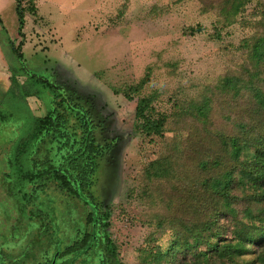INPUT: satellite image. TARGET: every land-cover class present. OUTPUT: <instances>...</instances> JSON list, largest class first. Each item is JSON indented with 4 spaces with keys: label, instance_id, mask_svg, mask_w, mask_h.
<instances>
[{
    "label": "rangeland",
    "instance_id": "rangeland-1",
    "mask_svg": "<svg viewBox=\"0 0 264 264\" xmlns=\"http://www.w3.org/2000/svg\"><path fill=\"white\" fill-rule=\"evenodd\" d=\"M18 3L0 0V264H46L87 227L82 200L51 183L35 194L26 184L30 204L10 193L17 192V169L9 161L21 155L22 169L30 165L23 151L35 118L47 111L35 93L45 78L80 97L102 139L114 142L91 193L111 207L106 231L118 260L137 264L174 237L167 225L156 233L153 220L163 211L158 183L167 191L178 174L180 191L200 188L197 166L225 159L230 136L250 156L251 133L242 134L241 123L254 119L256 135H264V0H21L22 27ZM228 79L236 83L230 91ZM140 99L161 133L140 127ZM45 154L55 158L53 151L37 156ZM166 164L170 175L151 172L155 165L164 172ZM12 230L27 236L23 246L12 242Z\"/></svg>",
    "mask_w": 264,
    "mask_h": 264
},
{
    "label": "trees",
    "instance_id": "trees-1",
    "mask_svg": "<svg viewBox=\"0 0 264 264\" xmlns=\"http://www.w3.org/2000/svg\"><path fill=\"white\" fill-rule=\"evenodd\" d=\"M18 1L22 27L23 8H20L21 0ZM12 50L24 63L20 47L13 44ZM146 80L142 79L141 83ZM235 84L228 79L224 88L230 91L236 88ZM42 86L35 93L46 104L47 111L35 118V131L30 134L32 142L23 151L30 165L22 169L20 154L14 162L9 161L17 169V185L14 181L17 192L10 193L20 197L22 204H30L36 189L51 183L67 195L81 199L82 204L79 205L86 209L87 227L82 236L62 252L76 249L78 258L88 259L89 255V262L122 264L118 260L117 246L106 231L110 225L111 207L91 193L96 174L114 148V142L102 139L93 111L83 104L80 97L68 95L48 80L42 81ZM147 105L145 99L137 103V116L142 118L140 127L148 134L161 133V122L150 119L146 113ZM206 110L199 108L198 114L205 115ZM252 122L254 119L248 124H240L242 134L251 133L247 140L253 148L250 156L240 145L239 138L230 136L225 142V159L219 158L221 161L216 162L207 158L197 166L203 175L200 188L189 185L190 189L180 191L178 174L168 181L170 187L167 191L162 183H158L163 211L153 220L156 233H162L167 225L174 237L168 246L157 245L155 251L143 256L146 261L141 260L137 264H264V135H256ZM50 144L54 146L45 149ZM42 151H53L55 158L47 154L43 158L38 157V152ZM166 165L164 172L157 165L151 172L156 177L166 171L170 175V166ZM26 184L33 187L34 194L23 191ZM200 189L206 194L197 197L198 193L191 191ZM42 231L39 227L36 238ZM13 235L15 231L12 230ZM21 239L19 242H23ZM249 254L255 256L251 260L246 259ZM46 264H50V259Z\"/></svg>",
    "mask_w": 264,
    "mask_h": 264
},
{
    "label": "flooded vegetation",
    "instance_id": "flooded-vegetation-1",
    "mask_svg": "<svg viewBox=\"0 0 264 264\" xmlns=\"http://www.w3.org/2000/svg\"><path fill=\"white\" fill-rule=\"evenodd\" d=\"M46 80H48V81H51L52 82V80L51 79H47L46 78ZM23 232V231H22ZM26 235H21V236H14L13 235V237H12V242L13 243H15V241H16V243L15 244H17V243H19L20 245L19 246H23L24 245V240L26 239ZM21 238H23V242H19L20 241V239ZM22 240V239H21ZM62 250L64 251V248L63 249H60V250H58V254H57V256H56V262H55V264L58 262V260L60 261V259L61 258H64V260H63V262L61 261V263H68V260H67V256L69 255V257H71V260H70V263L69 264H89V261H86V260H88L89 259V255H88V259H83L82 257L80 258L82 261H84V262H82L81 260H78V256H77V254H78V252H77V250L75 249V250H72L71 252H69V253H63L62 252ZM25 252H28V249H25L24 250V253ZM62 252V253H61ZM27 254V253H26ZM15 256V255H14ZM53 257H54V255H53ZM53 257H52V259H53ZM52 259H51V261H50V264H51V262H52ZM79 261V262H78ZM60 262L59 263H57V264H61ZM1 264H7L5 261H2L1 262Z\"/></svg>",
    "mask_w": 264,
    "mask_h": 264
},
{
    "label": "water",
    "instance_id": "water-1",
    "mask_svg": "<svg viewBox=\"0 0 264 264\" xmlns=\"http://www.w3.org/2000/svg\"><path fill=\"white\" fill-rule=\"evenodd\" d=\"M55 262H56V257H54V258L52 259L51 264H55Z\"/></svg>",
    "mask_w": 264,
    "mask_h": 264
}]
</instances>
